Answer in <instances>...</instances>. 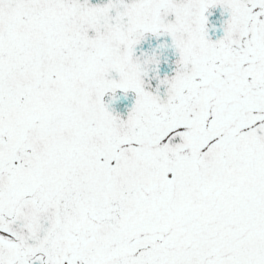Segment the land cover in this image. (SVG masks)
Returning <instances> with one entry per match:
<instances>
[{
    "label": "snow or ice",
    "instance_id": "obj_1",
    "mask_svg": "<svg viewBox=\"0 0 264 264\" xmlns=\"http://www.w3.org/2000/svg\"><path fill=\"white\" fill-rule=\"evenodd\" d=\"M0 264H264V0H0Z\"/></svg>",
    "mask_w": 264,
    "mask_h": 264
}]
</instances>
